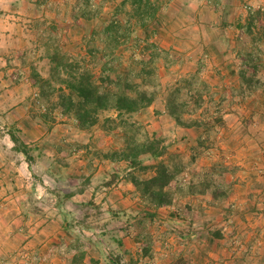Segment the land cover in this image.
I'll return each mask as SVG.
<instances>
[{"label": "rangeland", "instance_id": "374dc122", "mask_svg": "<svg viewBox=\"0 0 264 264\" xmlns=\"http://www.w3.org/2000/svg\"><path fill=\"white\" fill-rule=\"evenodd\" d=\"M7 1L0 0V264H108L110 257L264 264V0H83L87 21L118 27L107 42L98 30L90 46L65 28L76 0L48 16L20 18ZM187 26L190 38L176 48L153 35L181 39ZM55 48L102 92L128 83L130 95L144 91L153 102L122 116L102 109L82 127L59 103ZM33 68L50 87L32 84ZM251 71L253 83L245 80ZM13 126L31 163L13 148ZM153 138L166 152L142 154L141 166L107 158ZM160 161L180 170L169 187L173 203L157 209L132 177H151L143 166ZM162 235L174 239L173 255H161L170 244ZM184 247L195 254L181 256Z\"/></svg>", "mask_w": 264, "mask_h": 264}, {"label": "trees", "instance_id": "16d2710c", "mask_svg": "<svg viewBox=\"0 0 264 264\" xmlns=\"http://www.w3.org/2000/svg\"><path fill=\"white\" fill-rule=\"evenodd\" d=\"M135 1L141 3L142 0ZM148 4H150L149 1H147L146 5ZM143 10L144 9L140 10L142 15L144 13ZM108 26H114V24L112 23ZM114 28L118 27L114 26ZM51 63L53 69L52 77L58 79L64 85L59 95V103L65 112H74L82 127L94 124L97 121V114L102 109L114 108L118 112V115L122 116L124 114L137 112L153 102L152 97H149L144 91L136 92L134 96L130 95L128 91L131 90V87H129L128 83L125 84L124 88L119 92L115 91L113 93L109 90H107V93L102 92L100 90L101 86L91 79L90 73L78 71V68H75L73 64L69 62L67 56L56 48L51 56ZM251 66L252 69H255V66ZM62 74L64 77H62ZM251 74V77L247 78L245 73H243V78L246 77L247 79L245 80L253 83L255 80L253 71H251ZM117 80L120 82V79ZM31 82L33 85H39L42 90L51 86L50 79L41 77L35 68H33L31 72ZM247 86L250 87V83ZM241 91L243 92L242 87ZM110 96L113 97L114 100L112 104L109 103ZM168 105L170 113L180 122V117L178 116L179 106L172 100H169ZM20 133L21 130L13 126L8 134L14 143V150L25 155L26 160L31 163L33 157L30 153L29 146L21 137ZM126 149L121 152L115 151L111 155L107 154V158L112 160L125 159L130 161L135 168L143 164L142 159H140L142 154H149L151 157L157 158L161 157L166 152V147L162 145V139L158 138L148 139L144 143L133 145L132 147L128 145ZM174 165L175 166H171L160 161L154 165L143 166V168L153 169V175L151 177L146 179H139L135 176L132 177L133 184L137 189L141 190L143 196L151 200V203L157 209L171 205L174 201L173 193L170 191L169 187L175 178L176 172L180 170L178 163H174ZM107 262L108 264H119L116 259L111 257L108 258Z\"/></svg>", "mask_w": 264, "mask_h": 264}, {"label": "crops", "instance_id": "0c3cea01", "mask_svg": "<svg viewBox=\"0 0 264 264\" xmlns=\"http://www.w3.org/2000/svg\"><path fill=\"white\" fill-rule=\"evenodd\" d=\"M90 1L92 2L93 0H90ZM96 1H99V0H96ZM125 1L126 0H123L122 2L124 3ZM7 2H9V5L13 8L10 11L13 12L15 15H19L17 17L20 18V14L28 15L29 11L32 12L31 14H33L31 16H37V15H40V16L46 15V16H48V15L51 14V13H48V9H62V7H64V6L66 7L67 4H69L71 1H68V0H57V1L56 0H9ZM84 8L85 7H84V4H83V0L74 1L73 5H72V9L74 10V11H72V14H73V18H72V21H71L72 23H70V21H69V22H67V24L65 26V28L67 29L69 34L71 35V33H73L75 35L73 37V39L80 38L79 39L80 44L82 43V41H86L88 39L89 40V46H90L91 43L93 42V40L95 39L98 30L101 29L104 32V34H106L105 35L106 36L105 40L107 42V34L110 35V36L113 35L117 31L118 28H114V26H110L109 27L107 25H102V22H96V23L92 24L91 22H89L90 20L87 21L88 18L86 19V18L82 17V12H83ZM115 10L121 11L122 9L118 8V9H115ZM157 10L158 9H154L153 15H154V19L159 21V19H158L159 12ZM77 11H80V13H78ZM33 12H35L36 14H34ZM60 14L61 13L59 11L54 10V13H52V16L53 17H58ZM134 14L135 13H133V11L127 13V17L125 19L126 23H128L127 26H130V21H131L130 17L133 16ZM140 15H142V14L140 13ZM85 21H87V23H85ZM146 22H147V20L145 19L144 24ZM19 25H22V23L20 22ZM15 26H17V24ZM113 28H114V30H113ZM188 28H189V26H187L186 28L182 29L181 33L183 32V35H181V39L176 38V37L173 38L170 35L163 34V33L162 34H157V31H155L153 33V35L156 38V40L157 39L161 40L162 43L163 42H168V44H170L169 41H170V39H172V41H171L172 45L171 46L176 48V45H174V44H178V41H181V42L184 43V42H187V40L190 38L188 36V34H187V29ZM154 37H153V40H155ZM16 39L19 40V38H16ZM232 42H234V41H232ZM105 49H107V48H105ZM236 49H238V51L241 50V45L237 44ZM94 52L95 51L93 49H90L89 53H90L91 57H92V54H94ZM92 58L94 59L95 56L92 57ZM113 110H115V109L113 108ZM114 162L115 161L113 160V163ZM36 236L39 237L41 235L38 234ZM44 237H45V239L52 238V236H50V237L49 236H44ZM161 237H162L163 241H165V242L167 240L170 241V244H167L169 246V250L168 251L162 250L161 255H163V256H169V254L173 255L174 251H171L172 248H174L173 250H176V248H177L175 246V244H174V246H172L174 239H169L166 235H162ZM35 238H33V239H35ZM153 238L155 239L156 237H153ZM151 251H152V249H151ZM191 251H192V249L191 250H188L187 248L182 249L181 250V256L186 255V253H188V252L191 253L192 256H193L195 254V252L194 251L191 252ZM2 252H4V251L2 250ZM197 256H198V254H197ZM152 263L155 264V262H152ZM41 264H58V263H51V262L48 263V261H47V262H44V263H41Z\"/></svg>", "mask_w": 264, "mask_h": 264}, {"label": "built area", "instance_id": "2783aa9c", "mask_svg": "<svg viewBox=\"0 0 264 264\" xmlns=\"http://www.w3.org/2000/svg\"><path fill=\"white\" fill-rule=\"evenodd\" d=\"M249 9H251V7H249Z\"/></svg>", "mask_w": 264, "mask_h": 264}]
</instances>
